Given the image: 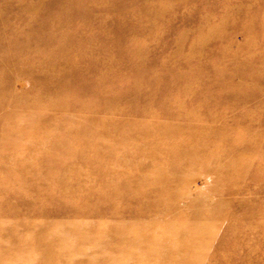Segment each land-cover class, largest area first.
I'll return each instance as SVG.
<instances>
[{
    "label": "bare ground",
    "instance_id": "6f19581e",
    "mask_svg": "<svg viewBox=\"0 0 264 264\" xmlns=\"http://www.w3.org/2000/svg\"><path fill=\"white\" fill-rule=\"evenodd\" d=\"M189 1L193 0H172L156 5L152 0H0V109L6 108L9 112L0 113V130L19 136L3 143L4 147H12L15 145L12 143L19 140L22 146L21 151L15 149L0 155V159L14 160L0 161V195L3 194L2 201L7 207L15 206L16 201L9 197H12L11 185H16L18 193L27 196V202L31 203L27 207L34 209V212L27 211L34 213L28 216L29 221L20 224L6 219L9 212L16 213L15 210H3L6 207L0 205V264H23L27 258L31 260L27 264H66L69 260L67 264H207L206 256L211 255L207 248L220 246L231 238L232 226L240 220L244 225H240L238 231L249 230L251 226L254 240L264 239V200L260 198L264 186H250L238 167L242 163L227 155L214 154L209 157L213 165L192 170V161H201L198 147H192V135L195 134L188 131V142L176 141L163 152L157 146L155 149L144 147L153 142L148 138L150 130L155 128L153 124H148L142 135L139 133L144 136V142L136 144L140 145L136 157L149 161V167L141 169L143 172L137 179L146 184V188L134 199L142 209L162 206L159 213L149 215L143 224L140 220L144 215L140 211L134 216L139 219L138 223L133 219L134 224H129L128 219L116 228L103 219L100 226L103 233H97L95 220L99 211L108 212L110 217L114 213L112 185L116 171L108 153L111 145L97 141L98 136L110 141L116 133L117 126L111 118L113 108H100L78 98L61 96L72 93L81 98L99 97L105 95V91H115L116 85L124 84L132 87L117 94L118 99L126 100L130 96L133 100L142 99L144 94L133 86H140L146 73L138 71L143 69L145 52L152 55L156 50L157 36L163 32L159 23L164 12L174 11L170 22L177 19L186 22L192 26V31L195 28L201 31L204 27L205 21L197 14L185 20ZM86 5H89L87 10ZM178 6L182 10L175 13ZM252 29L254 32L251 34L250 29L246 38L249 44L254 43L256 33L262 31L264 34V23L259 21ZM151 35L156 37L147 42L146 37ZM176 44L179 54L180 40ZM206 46V37L193 41L186 55L193 57ZM247 62L248 65L245 62L227 65L226 70L232 75L239 73L242 81L252 87L245 93L243 101L264 104L258 99L264 92V48L257 60ZM121 68L127 74L124 79H115L113 71L120 69L122 72ZM200 70L201 67L195 64L194 69L186 68L185 71L190 73L186 76L196 75ZM19 77L26 79L29 90L19 95H3L6 88H11V81ZM206 79L210 85L209 78ZM30 99L33 102L25 105ZM98 110L109 117L98 123L101 132H93L90 127H97ZM239 119L248 121L243 117ZM45 124L50 129L44 128ZM214 133L220 136V140H216L217 146L230 152L250 149V144L257 149L264 143L260 136L254 138L246 132L235 134L238 135L235 140L220 132ZM116 134L119 135V131ZM163 134L166 142L175 135L170 131ZM194 137L195 143H201L199 135ZM47 139L55 146H49L48 151L55 150V153L43 151L40 142ZM205 139L203 137L202 144L213 143ZM74 141L79 147H73ZM30 153H34V157ZM36 158L48 162H20ZM129 162L128 157L121 160L123 167ZM97 164L101 165L99 169ZM198 173L208 177L205 189L194 196L186 188L176 191L178 183L190 181ZM119 179L114 182L115 186L121 184L124 188L116 195V207V202L128 197L125 185L136 181L129 177ZM42 180L47 182L44 184ZM129 197L127 200L133 201ZM208 197L210 202H207ZM33 198L41 199L32 202ZM63 198L73 200V207V201L65 203ZM51 207L57 212L52 213L54 216L50 214ZM37 208L39 212H35ZM70 210L75 213L73 220L76 221L66 223L64 213ZM165 214L163 224L174 227L168 234L155 233L159 227L158 216ZM177 214L182 219L180 223L175 220ZM127 227L131 234L122 239L121 232ZM112 234L117 236L113 239ZM115 239L124 240L123 246L117 245L115 249L112 245ZM172 255L175 257L171 260ZM249 263L245 259L237 264ZM252 263L262 261L256 258ZM225 264L235 263L226 260Z\"/></svg>",
    "mask_w": 264,
    "mask_h": 264
},
{
    "label": "rangeland",
    "instance_id": "374dc122",
    "mask_svg": "<svg viewBox=\"0 0 264 264\" xmlns=\"http://www.w3.org/2000/svg\"><path fill=\"white\" fill-rule=\"evenodd\" d=\"M170 1L172 0H152V2L156 5H164ZM188 3V9L184 15L185 20L192 19V15L197 14L199 19H203L205 21L204 27L201 31L199 29L196 30L197 28H195V31H192V26L186 25V22L181 23L178 19L175 20L176 22H170V19L175 15L173 13L174 11L169 13L164 12L163 19H160L159 23L161 24L160 27H163V32L157 36L158 41L156 46H154L156 50L152 55L147 51L145 52V57L143 58V69H138V71L144 70L143 72L146 71V73L140 81V86H133V88L140 90L144 94L142 99L140 98L138 101L133 100V96L128 97L126 100L118 99L117 94L123 92L126 88L128 89L132 87L124 84L121 86L116 85L115 91H105V95H101L99 97L81 98L72 93L61 96L62 98H78L100 108H113L111 114L112 123L117 126L116 133L119 131V135L114 133L113 139L110 141L102 139L98 136L97 141L98 143L104 145H111V149L108 150V153L112 156V168L116 171L113 174V178L116 177L114 182H116L119 178L122 180L123 177L134 178V180H136L125 185L124 190L126 195H128L127 198H130L129 196H131L133 201L125 198V200H121V202H116L118 204L117 207L115 206L116 195L117 193L119 194L122 192L120 188H124V186L121 184L118 186L116 183V187L113 182L112 188L115 195L113 197L114 213H112L110 217L108 212L105 213L101 210L99 211L98 217L95 220L97 226L96 229H98L97 233H103L100 227L103 219L109 222L110 226L112 225L116 228V226L118 227L120 225V222L128 219L129 224L131 222L134 224V220L138 223L137 220L139 219H134V216H136V213L141 211L144 215L141 216L144 219L140 220V222L143 221L144 224L149 215L159 213L158 211L162 207L154 206L153 208L148 207L149 209H142L136 199H134L138 195H141L143 189L146 188V184L137 178H139V175L143 172L141 169L146 170V168L149 167V161H146V159H138L135 153H137L138 147L140 146L136 145L139 144L137 142H144V136H139V133L142 135L144 128L148 124H153V127H155L153 130H150L148 135V138L153 142L149 143L150 146L144 144V147H154L155 149V146H157L161 149V151H167L168 148L171 147L170 144L173 145L176 141L183 143L188 142L190 137L187 132L191 131L192 134H195L194 136L199 135L201 140V143H195L196 137L192 135V147H194V145L198 147L199 150L197 151V154L201 159L200 162L192 161V170L199 171V168L202 166H204L203 168H206L209 165H213V162L209 157L214 154H219V156L224 157L227 155L242 163L238 165V167L245 174V179L249 181L250 186H258V184L264 186V143L262 145L259 144L257 149H255L256 147L254 148V144H250V149L235 150L230 152L220 149V147L217 146L218 143L216 140L219 141L220 136L215 135L214 133V131L220 132L223 136H227L226 138L232 140L238 139V135L236 136L235 134H239L241 132L250 133L254 138L260 136L261 140L264 139V124H260V121H264V104L256 105V103L250 104L247 101H243L244 95H246L245 93L250 91L252 87L249 83L242 81L239 73L232 75L226 70L227 65L231 67V65L236 64V62H245L248 65V60H257L259 56L263 54L264 34L262 31H260L259 34L254 33V43L249 44L248 41H246V38H248L250 29L251 34L254 32L252 28L255 25L257 26V22L260 21V24L264 23V0H193ZM85 9H89V5H86ZM176 9L175 13L182 10L181 6H178ZM245 24L246 26H244ZM182 33H186V35L183 38H180ZM155 37L156 36L154 35L146 37V41L149 42ZM204 37H206L208 47L206 46L202 49L204 50L203 52H200L193 57L190 55L187 56L186 52L190 47V44H192L193 41L197 42ZM138 39H140V37H138ZM177 40H180L182 45V49L179 54L176 53L178 49L176 44ZM122 64L124 65V63ZM195 64L197 67H201L200 72L196 75L186 76V74H190L185 71L186 68L189 67V69H194ZM149 67H151L150 71L148 70ZM121 69H123L122 72H119L120 69L113 71L115 79H118V77L124 79L123 77L127 74V71H124V68ZM179 76L181 77L179 78ZM183 76L185 77L183 78ZM206 77L209 78L210 85L206 82ZM26 82V79L20 77L12 80L10 84L11 88H6L3 95L8 96L11 93L16 95L26 93L29 90ZM102 91L99 93L102 94ZM258 99L264 101V92L258 96ZM32 102L33 101L30 99L24 104L27 105ZM7 112L6 108L2 111L0 109V113L5 114ZM96 115L98 121L97 127L95 128V125H93V127H90V130L93 132H101L100 125L98 123L106 121L109 115L102 112V110H98ZM239 117L246 118L248 121H242ZM249 122H252V124H248ZM257 122H259V124ZM245 123H247V126ZM48 126L49 125L47 124L43 125V127L47 128V130L50 129V126ZM165 131L175 133L170 140H167L168 142L165 141L166 137L165 134H163ZM126 132L128 134H126ZM1 134L5 137H9V139H3ZM18 137L19 136H14L12 133H6L0 130V155L15 151V149L16 151H21L22 146L20 140L17 141V143H12L15 144L12 147H4L3 144L11 142L12 138L17 139ZM203 137L206 138L205 140H207V138L212 140L213 143L208 145L202 144ZM257 140L258 139H256V142ZM75 141L72 143L73 147H79V144L75 143ZM51 142L52 141L50 139L40 142L44 152L47 151L55 153V150L48 151V148H52L54 146ZM6 148L13 150H8ZM34 153H30L32 157H34ZM40 155L42 154L40 153ZM127 157L130 158V162L127 166L123 167L121 160ZM39 158L26 161L20 160V162H32V164L48 162ZM2 160L4 159H0V161ZM13 161L14 160L9 159L2 162ZM18 161L19 160L16 162ZM100 167L101 165H96L97 169ZM196 167H198V169ZM21 173L24 172L21 171ZM206 180H208L207 176L202 173H198L194 175V178L190 181L183 180L180 184L178 183V185H176L177 188H174L178 189L176 191L186 188L190 195L194 196L199 190L205 189L208 182ZM235 180H237V177H235ZM41 182L45 184L47 181L42 180ZM183 182H186V184ZM11 188L12 197L9 198L16 201L15 206L11 207V205H9V207H7L5 205V201H2L4 199L2 193L0 195V205L6 207L2 208L3 210L12 209L16 212H9L8 218L6 219L15 220V222L24 224V221H29L28 216L34 214L32 213L34 212V209L27 207V205L31 203L27 202V196L22 193H18L16 185L15 187L11 185ZM244 191L246 192L247 190ZM260 196V198L264 200V189L260 192ZM35 199L38 201L41 198H33L31 199L32 202ZM62 200L65 203L73 201L66 198H63ZM207 202H210V197H208ZM73 204L74 201L72 202L71 207H73ZM27 211L32 212L28 213ZM39 211V208L35 210V212ZM70 211H66L64 213V220H66V223L76 221L73 220L75 213ZM131 212L133 213L132 217ZM52 213L56 214L57 212L51 207L50 214L54 216ZM174 217L178 223L182 222V219L178 214L177 216L174 215ZM37 218L39 219L41 217L39 216ZM87 220L88 219H81L80 221ZM165 220L166 214L162 215L160 218L158 216L157 221L159 223V227H156L157 231L154 230L155 233L161 232L168 234V232H170V230L174 227L163 224ZM54 223H56V221ZM242 224L244 225L243 221L240 220L237 225H233V232L231 231L232 233L230 234L231 238L220 246H215V248H213V245L212 247L208 245L209 247L207 250L211 255L206 256L207 264H225L226 260H232L235 264H237L241 260L245 259H248L250 261L249 264H251V261L256 258L262 261L260 264H264V239H260L259 241L254 240V232L251 226L250 229L248 228L249 230L238 231V227L240 228V225ZM246 226L248 225H245V227ZM129 234H131L129 228H124L121 232L123 237L122 239L129 236ZM112 235L113 239L117 236L114 234ZM188 235L189 234H187V236ZM5 238L7 237L5 236ZM123 241L124 240H121V243L115 239L113 240L112 245H114L113 247L116 249L117 245L118 247H121V245L123 246ZM173 257L175 256L172 255L169 258L171 259ZM30 261L31 260L27 258L22 263L27 264V262ZM69 261H66V264Z\"/></svg>",
    "mask_w": 264,
    "mask_h": 264
}]
</instances>
